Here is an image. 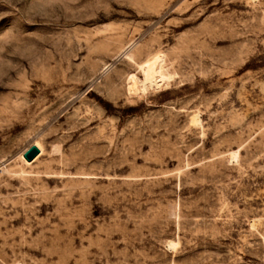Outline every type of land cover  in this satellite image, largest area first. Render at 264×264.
I'll use <instances>...</instances> for the list:
<instances>
[{"label": "rangeland", "instance_id": "obj_1", "mask_svg": "<svg viewBox=\"0 0 264 264\" xmlns=\"http://www.w3.org/2000/svg\"><path fill=\"white\" fill-rule=\"evenodd\" d=\"M0 264H264V0H0Z\"/></svg>", "mask_w": 264, "mask_h": 264}, {"label": "bare ground", "instance_id": "obj_2", "mask_svg": "<svg viewBox=\"0 0 264 264\" xmlns=\"http://www.w3.org/2000/svg\"><path fill=\"white\" fill-rule=\"evenodd\" d=\"M140 68L143 72L144 75V79L141 80L139 79V77L136 74H132L130 76V87L129 90L131 92H134L137 88H139V86H142L143 88H147L148 86H154L155 84L158 83L159 78H161V75L155 65L154 62L151 61H144L140 64ZM33 145H37L43 152V148L41 146V144L36 143ZM30 148V147H29ZM26 152V151H25ZM25 154V153H24ZM23 156V155H22ZM239 156V151H233L232 152V157L233 158H238ZM175 245L174 242H170V246Z\"/></svg>", "mask_w": 264, "mask_h": 264}, {"label": "water", "instance_id": "obj_3", "mask_svg": "<svg viewBox=\"0 0 264 264\" xmlns=\"http://www.w3.org/2000/svg\"><path fill=\"white\" fill-rule=\"evenodd\" d=\"M40 153V148L37 145H31L30 148L25 152L24 157L28 161H32Z\"/></svg>", "mask_w": 264, "mask_h": 264}]
</instances>
